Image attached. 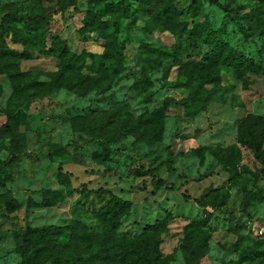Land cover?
I'll return each mask as SVG.
<instances>
[{
    "label": "rangeland",
    "instance_id": "374dc122",
    "mask_svg": "<svg viewBox=\"0 0 264 264\" xmlns=\"http://www.w3.org/2000/svg\"><path fill=\"white\" fill-rule=\"evenodd\" d=\"M129 1L119 27L123 69L106 78L93 72L105 48L83 23L90 0H0V23L11 13L46 20L47 48L63 41L85 59L81 71H63L39 51L42 42L0 33L3 47L22 55L0 53V112L14 109L16 83L38 82L18 126L0 114V264H133L134 255L121 256L127 248L147 256L145 264H264V144L257 153L240 141L252 116L264 119V73L238 81L231 70L205 64L209 47L190 45L185 34H147L159 22L151 13L156 0ZM263 7L261 0H173L170 17L179 32L209 23L223 42L258 60L264 40L246 38L241 26L248 29L249 10ZM148 46L170 55L150 54ZM191 86L200 103L187 108L180 102L194 96ZM60 165L71 174L68 185ZM153 169L168 188H154ZM83 186L130 203L115 229L103 217L110 195L85 198ZM59 189L67 197L44 205L42 191ZM71 227L77 231L69 237ZM47 228L63 233L39 238ZM105 240L109 252L101 253Z\"/></svg>",
    "mask_w": 264,
    "mask_h": 264
},
{
    "label": "trees",
    "instance_id": "16d2710c",
    "mask_svg": "<svg viewBox=\"0 0 264 264\" xmlns=\"http://www.w3.org/2000/svg\"><path fill=\"white\" fill-rule=\"evenodd\" d=\"M92 2V6L87 10V14L83 19L84 26L91 29L95 32L100 41L103 42V47L105 48L104 53L96 57L99 60L96 68H93V72L97 74H104L103 77L109 78L111 75H118L123 69L122 66V57L123 52L125 50V43L119 41V27L121 26V18L123 16H129L131 3L129 0H120L118 2H114L113 0H90ZM264 2V0H261ZM217 5H220L218 2H215ZM231 9L226 6L225 12H230ZM154 17L159 21L156 24L146 27L147 34H154L155 32L165 33L167 30L172 32L173 34L183 33L187 37L189 44H193L194 42L202 43L209 47V52L205 55V64H218L221 67H225L234 75V78L238 81H242L246 73L253 74H261L264 73V56L258 58V60L249 59L244 54H242L239 50L230 47L227 43L223 42L221 39V34L215 32L212 26L209 23L206 25H196L192 28H189L187 24L184 25L181 32L177 31V26L174 24L173 19L170 17V14L174 13L173 8V0H156L155 7L151 12ZM156 14V15H155ZM37 19V18H35ZM39 19V18H38ZM33 23L34 20L29 19L26 16H18L17 13H11L10 19L4 20L0 23V33L3 36H9L13 38L14 41L18 39L20 41L32 43L37 45L38 42L43 43V47L39 49V51L43 52V54H49L53 56L59 63L63 71L69 72H79L84 69V61L82 60V56H79L75 53H72L67 45L60 41V46L55 48H47L46 41L49 37V24L46 20L40 22V20ZM245 22L248 26V29L241 26V31L244 36L248 38L250 33L258 35L260 38L264 40V7L261 9H253L249 10L244 16ZM18 20L23 23L22 28L17 26ZM163 25V26H162ZM165 27V28H164ZM167 28V29H166ZM0 38V53L2 55L8 56H19L22 55L14 52L12 50L6 49L3 47ZM148 53L156 54L158 56L170 55V53L163 48H154L148 46ZM96 60H94V66L96 64ZM201 69H205V65H201ZM212 67V65H210ZM203 69V70H204ZM198 74V73H195ZM18 75V74H17ZM199 75V74H198ZM198 75H193L195 79H198ZM82 79V81H85ZM149 82V80L146 79ZM199 81V80H198ZM205 84V80L200 84L202 87ZM149 85L150 82H149ZM33 86V92H28L31 90ZM38 82L34 80L31 84L27 82L16 83L15 88V98H14V109L11 112L1 111V115H6L11 120H15L17 126L20 124L19 121L24 120L28 117V102L32 98V96L37 91ZM194 96L191 97L188 101H181L180 104L189 108L197 106L200 103L199 100V90L194 88ZM203 88V87H202ZM144 91L147 90L146 87L142 88ZM29 93L27 98H23L22 95L24 93ZM253 119V120H252ZM252 120V128H249L247 132L241 131L240 141L243 146H246L250 149H254L257 153L261 150L264 144V119L261 117L252 116L250 118ZM10 127V125L8 126ZM13 127V125H12ZM8 129V128H7ZM0 131H4V129H0ZM95 140H91L86 142V144H94ZM105 151H108V145H103ZM61 151H66V148H61L53 151L56 155ZM258 159L263 164L264 167V154L259 155ZM2 173H5L2 168H0V182L4 183L5 179H2ZM58 173L60 177V181L63 185H68L70 183L71 174L64 172L62 170V166L58 167ZM150 175L152 176V184L156 189L168 188L169 184L163 179H158L156 177V170H149ZM8 180H12L10 176L7 175ZM43 204L50 207L54 206L58 203L59 199L62 201L67 197L64 190H56V191H48L43 190ZM82 197L88 198L92 195H100L103 197L104 195H110V204L109 207L103 211V217L106 220V223L109 224L112 228H116L119 219L125 214L130 207V203L123 201L115 195H112L109 192L103 190H89L86 186H83V189L80 192ZM258 196V193L250 194L246 197L243 207L246 209L250 202ZM77 229L75 227L70 228V234L76 232ZM38 237L41 239H45L47 236H57L62 234L61 229L57 228H47L38 230ZM67 235V234H66ZM92 237L89 236V239ZM84 240L83 238H81ZM51 246V242H46ZM108 240L102 241L100 243L101 253L109 252L108 248ZM86 250H89L86 247ZM130 255H134L131 259L133 264L143 263L145 264L149 258L139 252H136L132 248H127L124 250L121 256L129 257ZM150 261V260H149ZM155 261V260H154ZM151 263V261H150Z\"/></svg>",
    "mask_w": 264,
    "mask_h": 264
}]
</instances>
